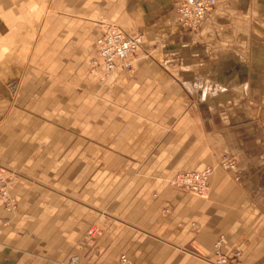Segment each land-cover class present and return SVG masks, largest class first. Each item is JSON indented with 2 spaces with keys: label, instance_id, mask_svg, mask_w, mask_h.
<instances>
[{
  "label": "crops",
  "instance_id": "1",
  "mask_svg": "<svg viewBox=\"0 0 264 264\" xmlns=\"http://www.w3.org/2000/svg\"><path fill=\"white\" fill-rule=\"evenodd\" d=\"M177 3L0 0V169L51 176L54 160L66 178L68 160L127 161L102 212L30 199L35 184L12 182L17 208L0 202V264H118L121 255L212 264L219 239L236 264H264V0H216L197 31L173 19ZM107 26L141 34L152 51L135 56L127 89L108 93L127 97V151L116 150L111 123L101 156L100 126H86L83 90L69 80L98 83L89 66ZM223 154L238 180L217 165ZM206 166L202 196L168 183Z\"/></svg>",
  "mask_w": 264,
  "mask_h": 264
},
{
  "label": "rangeland",
  "instance_id": "2",
  "mask_svg": "<svg viewBox=\"0 0 264 264\" xmlns=\"http://www.w3.org/2000/svg\"><path fill=\"white\" fill-rule=\"evenodd\" d=\"M182 0H178L180 3ZM177 3V4H178ZM174 19V17H173ZM200 27H198L199 29ZM120 29V28H119ZM193 30V31H197ZM191 31V30H190ZM143 44L138 48L136 57L143 54H151V45L144 39ZM142 43V42H141ZM95 49L94 57L90 60L89 68L92 69L91 63L95 58ZM135 65L133 66V68ZM122 70V75H119L117 72L112 81L108 83H101L96 78L95 81L98 83H93L87 80L86 75L81 78L82 80H69V88H80L83 90V104H84V119L89 122L93 121V126L98 123L100 126V135L103 136L101 140L106 142L100 145V150L106 151L107 146V133L111 123H115L116 127V150L124 152L127 151V139L123 140L120 137V132L122 128L120 125L127 121V111H124V104L127 102V97L125 98L123 94H114L111 96L108 95L109 91L117 90L123 91L127 89V72L133 70ZM123 77L125 80L123 81ZM123 81V82H122ZM124 83V84H123ZM81 91V90H80ZM79 91V92H80ZM97 122V123H96ZM89 128V127H88ZM86 129V128H85ZM112 128H110L111 130ZM89 130V129H88ZM111 135V133H109ZM103 151L100 153L102 156ZM127 166V161L121 160H108V159H84L82 161L68 160L67 161V171L68 177L62 174L64 169H60L59 161H52V174L51 176L45 175H33L28 176L22 169H13V168H4L1 169L5 173L13 176V182H29L35 184L36 191L26 193V197L30 199H51V200H64V201H82L84 204V210H99L102 212L106 201V188L112 183L114 184H123L125 176L124 168ZM77 169V170H76ZM38 170V169H37ZM39 172V171H34ZM43 172L42 169L40 171ZM73 172V174H72ZM76 172H79L78 176L75 175ZM71 173V174H70ZM39 174V173H38ZM67 185V186H66ZM78 190V191H77ZM100 202V203H99ZM98 205L99 207H97ZM96 227L92 225L87 230V234L91 235L90 230ZM96 230H94L95 232Z\"/></svg>",
  "mask_w": 264,
  "mask_h": 264
},
{
  "label": "built area",
  "instance_id": "3",
  "mask_svg": "<svg viewBox=\"0 0 264 264\" xmlns=\"http://www.w3.org/2000/svg\"><path fill=\"white\" fill-rule=\"evenodd\" d=\"M216 0H182L174 11L175 21L188 30L200 27L206 14L211 11ZM143 40L141 34L128 35L116 26H107L94 41L95 58L91 63L96 79L101 83L113 80L119 69L131 70L134 66L135 55ZM217 165L225 172L233 173V179L238 180L237 161L230 155L220 156ZM213 172L210 166L200 170H180L168 178V183L173 188L202 196L208 189L209 177ZM13 182V176L0 169V202L8 211L17 208L16 200L8 190ZM96 230L91 229L90 232ZM221 240L214 245L215 258L212 264H236L235 257L225 255L220 250ZM76 257L70 258L74 263ZM118 264H132L125 256L121 255Z\"/></svg>",
  "mask_w": 264,
  "mask_h": 264
}]
</instances>
